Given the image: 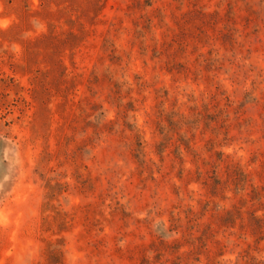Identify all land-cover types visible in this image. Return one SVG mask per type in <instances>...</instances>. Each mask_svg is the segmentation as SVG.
I'll return each instance as SVG.
<instances>
[{
	"label": "rangeland",
	"instance_id": "obj_1",
	"mask_svg": "<svg viewBox=\"0 0 264 264\" xmlns=\"http://www.w3.org/2000/svg\"><path fill=\"white\" fill-rule=\"evenodd\" d=\"M0 264H264V0H0Z\"/></svg>",
	"mask_w": 264,
	"mask_h": 264
}]
</instances>
